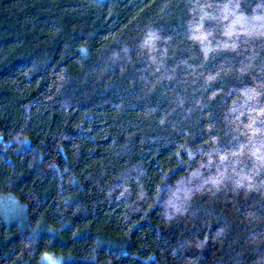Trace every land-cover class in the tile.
I'll list each match as a JSON object with an SVG mask.
<instances>
[{
  "label": "trees",
  "instance_id": "trees-1",
  "mask_svg": "<svg viewBox=\"0 0 264 264\" xmlns=\"http://www.w3.org/2000/svg\"><path fill=\"white\" fill-rule=\"evenodd\" d=\"M0 264H264V0H0Z\"/></svg>",
  "mask_w": 264,
  "mask_h": 264
}]
</instances>
